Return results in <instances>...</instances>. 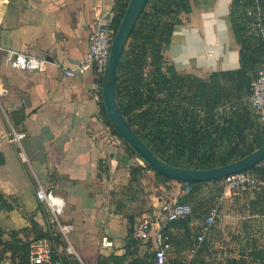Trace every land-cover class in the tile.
Masks as SVG:
<instances>
[{"label": "crops", "instance_id": "0c3cea01", "mask_svg": "<svg viewBox=\"0 0 264 264\" xmlns=\"http://www.w3.org/2000/svg\"><path fill=\"white\" fill-rule=\"evenodd\" d=\"M116 1L0 0V46L5 48L0 54V86L9 91L0 101V194L12 206L0 209V228L8 233L26 231L21 235L24 240L46 234L57 256L70 264L67 242L36 197L39 185L64 200L62 223L73 227L69 241L87 264L124 256L133 225L147 216L151 235L141 241L137 254L145 258L153 253L167 223L165 212H159L184 196L183 183L162 181L152 169L132 180V169L146 165L124 142L111 137L114 131L102 117V87L96 73L65 76L64 69H76L89 52L90 23L100 15L112 21ZM233 1L192 0V12L176 27L165 51L178 73L207 79L214 72L240 69L241 48L229 21ZM7 50L46 59V71L12 68ZM11 127L27 135L23 148L28 162L10 142ZM262 199L264 194L256 190L225 200L221 219L225 237L221 239L222 231L209 236V247L195 258L189 251L171 249L168 263L224 264L239 256L248 239L264 246V214L259 212L264 209L250 207ZM201 224L195 221L191 227L198 231ZM105 239L111 245L105 246ZM5 262L13 264L9 257Z\"/></svg>", "mask_w": 264, "mask_h": 264}, {"label": "trees", "instance_id": "16d2710c", "mask_svg": "<svg viewBox=\"0 0 264 264\" xmlns=\"http://www.w3.org/2000/svg\"><path fill=\"white\" fill-rule=\"evenodd\" d=\"M130 1H116L112 20L115 29L120 26ZM258 7L264 15V0L233 1L229 21L241 48V67L230 72H214L207 79L178 73L165 57L176 27L193 10L192 0H150L136 22L119 64L116 98L129 126L169 165L207 171L239 161L264 146V124L259 123L248 103L252 82L264 67V36L252 29V19L248 16V10ZM100 85L102 87V79ZM101 109L102 117L111 126L103 98ZM112 129L118 135L113 126ZM126 147L131 155L145 163L127 144ZM145 165V168L132 169V180H138L144 169H150L147 163ZM248 172L261 175L263 170L257 166ZM156 175L162 181H174ZM221 182L183 183L189 185L191 191L184 194L179 203L191 205L193 213L167 221L161 231L169 238L168 243L175 253L190 251L194 246L201 228L194 231L191 226L195 221L203 223L224 193ZM259 192L264 194V188ZM261 202L253 201L250 207L264 209V199ZM0 209H12L1 194ZM259 212L264 214V210ZM32 225L34 229L37 227L36 222ZM177 231L182 235H177ZM25 232L8 233L0 228V260L9 257L13 264H30L31 244L51 238L45 234L24 240L21 235ZM210 243L207 239L195 257ZM140 245L141 241L131 230L126 254L111 256L101 264H156L155 253L145 258L138 256ZM239 252V256L227 258L224 264H264V246L257 239H248ZM131 257L133 260L127 263ZM64 263L70 264L65 259ZM175 264H195V261Z\"/></svg>", "mask_w": 264, "mask_h": 264}, {"label": "built area", "instance_id": "2783aa9c", "mask_svg": "<svg viewBox=\"0 0 264 264\" xmlns=\"http://www.w3.org/2000/svg\"><path fill=\"white\" fill-rule=\"evenodd\" d=\"M248 16L252 19V29L258 34L264 36V15L261 9L255 8L248 10ZM114 17V16H113ZM117 33L112 21L106 20L103 15L96 18L95 21L89 25V52L85 59L80 61L76 69H64L65 76L74 77L75 75H86L90 70H94L98 79H102V74L108 65L111 48ZM5 51V48L0 46V54ZM10 54V65L12 68L24 71H34L44 73L47 69V60L22 52L7 50ZM258 76L253 80L251 85V94L248 98V103L258 117L259 123L264 124V67L259 70ZM8 89L0 86V101L3 96L8 94ZM111 129V128H110ZM112 131V129H111ZM113 133V132H112ZM9 139L20 152L24 162H28L27 156L23 148V141L26 138V133L11 127L9 132ZM111 137L118 143L124 141L115 133ZM125 143V142H124ZM123 143V144H124ZM263 170L261 175L251 172H244L241 174L232 175L225 180L224 193L216 200L214 206L211 207L209 213L201 224V231L196 239L192 249L188 252L190 256L194 257L199 252L202 244L216 232L223 231L222 226V207L225 200L236 196L244 195L250 191L260 190L264 188V161L260 165ZM191 187L185 185L184 194L189 193ZM36 197L42 205H44L51 217V223L58 228L67 242L66 254L71 258L73 264H87L75 251L73 245L69 241L68 234L73 230L70 225L62 223V217L66 212V205L64 200L58 196L53 189H48L39 185L36 191ZM165 212L167 221H174L180 218L191 216L193 213L192 206L189 204L174 203L170 207H165L159 215ZM152 221L151 217L147 216L144 219L137 221L132 231L134 237L140 241H148L151 235ZM169 238L161 234L157 238V248L153 251L155 253L156 264H168V251L171 250V245L168 243ZM104 245H111L107 239L104 240ZM0 264H7L5 260H0ZM30 264H64V261L57 256L56 249L52 238H42L34 241L31 244L30 250Z\"/></svg>", "mask_w": 264, "mask_h": 264}, {"label": "water", "instance_id": "95a60500", "mask_svg": "<svg viewBox=\"0 0 264 264\" xmlns=\"http://www.w3.org/2000/svg\"><path fill=\"white\" fill-rule=\"evenodd\" d=\"M150 0H131L117 29L108 65L102 74V98L111 122L121 139L147 163L154 172L181 183H210L225 181L232 175L248 172L264 161V146L232 164L209 170H188L169 165L160 159L138 136L122 114L115 86L122 55L142 12Z\"/></svg>", "mask_w": 264, "mask_h": 264}, {"label": "rangeland", "instance_id": "374dc122", "mask_svg": "<svg viewBox=\"0 0 264 264\" xmlns=\"http://www.w3.org/2000/svg\"><path fill=\"white\" fill-rule=\"evenodd\" d=\"M220 185H223V186H225V181H222ZM241 196H242V195H241ZM224 211H225V210H224ZM222 213H223V210H222ZM222 216H223V215H222ZM221 221H222V220H221ZM222 226H223V229L225 230V232H224V231H222V233H221V234H222V237H221V239H223V237H225V236H224V234H225V233H227L226 227L223 225V223H222ZM218 236H219V235H218V234H216V237H218Z\"/></svg>", "mask_w": 264, "mask_h": 264}]
</instances>
